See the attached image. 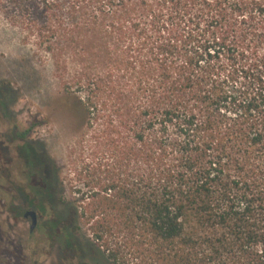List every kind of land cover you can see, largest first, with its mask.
<instances>
[{"label": "trees", "instance_id": "obj_1", "mask_svg": "<svg viewBox=\"0 0 264 264\" xmlns=\"http://www.w3.org/2000/svg\"><path fill=\"white\" fill-rule=\"evenodd\" d=\"M0 11L48 57L92 144L67 199L43 145L16 131L68 260L264 264V0ZM10 93L0 84L2 119Z\"/></svg>", "mask_w": 264, "mask_h": 264}, {"label": "rangeland", "instance_id": "obj_2", "mask_svg": "<svg viewBox=\"0 0 264 264\" xmlns=\"http://www.w3.org/2000/svg\"><path fill=\"white\" fill-rule=\"evenodd\" d=\"M25 35L0 11V84L11 90L8 114L0 118V264H77L56 243L49 202H22L11 187L25 188L27 183L21 174L25 144L13 140L16 131L29 130L28 140L43 145L67 199L77 185L74 174L84 171L94 155L80 109L61 90L48 57ZM25 210L37 214L32 232L30 220L22 217Z\"/></svg>", "mask_w": 264, "mask_h": 264}, {"label": "flooded vegetation", "instance_id": "obj_3", "mask_svg": "<svg viewBox=\"0 0 264 264\" xmlns=\"http://www.w3.org/2000/svg\"><path fill=\"white\" fill-rule=\"evenodd\" d=\"M12 137H13V140L18 141L20 143H23L17 138V136L15 134H13ZM18 153H19V151H18ZM19 155H20V158H22V159L24 158V157H22L21 153H19ZM24 164H25L24 165L25 169L21 170V174L26 178V182H27L26 183V187L25 188L24 187H17L16 185L15 186H11V187L15 190L17 195L20 196L19 199H21L22 202H25V203L29 202L32 205L33 201H35V199H34L35 198L34 197L35 196L34 195V189L37 186L36 180L34 179L35 178L34 174L36 173V171H35V168L33 166L30 167L29 164L26 161H24ZM30 184H31V186H33V188L30 187ZM26 212H34L36 214V212L33 211V210L32 211L31 210L30 211L29 210H25L23 212L22 217L24 216V214ZM27 219L30 220L29 217ZM36 219H37V214H36ZM36 226H37V224H36Z\"/></svg>", "mask_w": 264, "mask_h": 264}, {"label": "water", "instance_id": "obj_4", "mask_svg": "<svg viewBox=\"0 0 264 264\" xmlns=\"http://www.w3.org/2000/svg\"><path fill=\"white\" fill-rule=\"evenodd\" d=\"M30 218V227L29 230L32 232L37 224L36 214L34 212H26L23 216L24 219Z\"/></svg>", "mask_w": 264, "mask_h": 264}]
</instances>
